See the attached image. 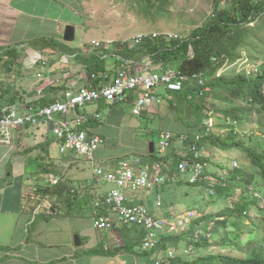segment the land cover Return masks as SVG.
I'll return each mask as SVG.
<instances>
[{
  "label": "trees",
  "instance_id": "16d2710c",
  "mask_svg": "<svg viewBox=\"0 0 264 264\" xmlns=\"http://www.w3.org/2000/svg\"><path fill=\"white\" fill-rule=\"evenodd\" d=\"M168 1L129 0L128 3L139 13L146 15V18L155 20L158 17H168ZM78 6L80 5L78 4ZM153 22L151 21V23ZM154 32L157 31L142 33L141 39H116L108 48L86 43L84 47L77 50L82 52L77 57H80L81 61L86 64L87 80L97 83L103 79V74L115 76L119 68L132 65L135 67L133 72L137 68H142L149 73L159 75L167 70L175 69L176 72L191 77V80L186 82L187 87L181 90L154 87L153 91L160 108L159 113L143 110L141 113L135 114V103L131 99L135 98L137 94L132 92L126 93L124 97L114 102L103 100L101 102L103 107L125 109L118 105L126 100L132 104L134 115L138 118H149V120L154 116L157 118L162 114V111L166 115L175 113L174 119L185 129L183 132H186L188 136L187 142H184L185 145L193 144L196 140L195 136L200 135L198 145L201 149L207 147L226 152L240 151L245 154L248 163L245 167L237 165L229 168L222 162L213 163L212 156L207 158L205 161L210 166H215L214 164L217 166L214 169L215 172L207 170L203 174H211L216 180L213 181L215 183H212V181L202 179L199 183L200 193L208 195L212 204L216 200L221 202L226 200V204L221 205L216 213L202 211L201 214L198 212L197 216L190 217L186 222L188 229L178 236L163 233L152 251L141 248L145 231L143 228L134 227L139 233V238L134 239L136 241H133V238L130 242L125 241V246H122L121 249L129 250V252L134 250L133 252L137 255L150 259L149 264H264V235L258 238L251 228L256 224L252 212L256 210L258 213H264V126H259L260 122L253 119L255 112L264 111V61L259 63L260 57L264 56L260 47L264 41V0H232L230 2L213 0L209 17L202 25L193 28L188 35L179 34L178 37H170V33L158 32L160 35L154 37ZM56 43L57 41L53 38H43L32 41L31 45L38 49L55 46ZM56 49L69 50L67 45L60 42L56 44ZM244 50L248 52L249 63L260 64L256 71H252L250 74L246 70L238 73L221 72L226 65L234 63L237 59H242ZM108 55L116 58L117 66L114 70H110L106 66ZM21 57L22 55L16 47L0 48V92L2 90L12 93L14 90V87L11 86V79L7 78L14 72L20 74L19 60ZM63 89V86H51L44 96L36 101L26 102L22 106L37 109L50 105L65 96L66 91L59 95ZM195 97L207 100L208 105L196 103ZM8 101L4 105L23 103L18 93L10 96ZM185 105L193 110V117H187ZM2 108L3 106H0V116ZM82 111L80 109L78 113H84ZM125 112H127L126 109ZM94 113L99 114L98 112L92 114ZM166 115L162 116L163 120ZM90 118L88 123L80 125L78 129L98 126L100 118L94 115H91ZM243 123L251 126L247 135L238 128ZM216 128L220 133L215 132ZM165 131L168 130L158 128L157 131L151 132L154 135H160ZM171 131L173 132V130ZM10 133L7 135L5 131H1L0 142H7ZM58 142L60 147L62 141L58 140ZM96 151L92 155L80 153L77 150L69 151L66 154L72 153L92 161ZM192 155L193 152L183 146L182 150H174L168 155L161 156L156 144L153 153L149 152L148 157L139 160L142 165L153 166V162H157L159 165L172 166L170 170L176 176L177 181H170L155 187L157 188L155 191L163 195L164 200L161 208L165 213L162 215H166L169 220L176 219L179 212L176 211L178 205L175 200L170 202L168 197H174L177 187L195 185L186 181L179 169V164L184 159L193 161ZM217 167L220 170L217 171ZM97 170L111 173L106 172L103 168H95V174ZM61 186L62 184L58 182L55 185H51L50 182L45 183L43 187L39 186L33 194L27 196L33 202L40 204L41 199L59 191ZM114 188L116 186L110 190ZM231 189L237 193L230 194L229 199H220V196H225L226 192ZM127 191L132 190H123L128 199L127 204L132 205L135 201L129 199ZM107 195L108 193L98 199L100 204L95 205V208L97 207L95 218L109 214V205L106 204ZM217 196L219 198H216ZM206 206L200 209L207 210ZM46 219L49 217L46 216ZM262 223L264 229V221ZM199 232L200 238L194 241L195 234ZM183 242L184 244L181 245ZM192 243H194L192 246L195 249L191 255L202 251L193 259L189 258L191 255L185 253V248ZM97 246V251L100 248L103 249V252L109 250H106L102 243ZM136 246H138L137 249ZM212 246L218 247L220 252L215 253L209 250ZM171 249L181 252L169 257L166 253ZM225 249L228 253H223L222 250ZM205 250H208L205 252L206 255H204ZM235 251L238 252L237 255L231 253Z\"/></svg>",
  "mask_w": 264,
  "mask_h": 264
},
{
  "label": "crops",
  "instance_id": "0c3cea01",
  "mask_svg": "<svg viewBox=\"0 0 264 264\" xmlns=\"http://www.w3.org/2000/svg\"><path fill=\"white\" fill-rule=\"evenodd\" d=\"M76 5L75 0H0V48L19 49L20 74L34 70L33 65L38 62L32 76L42 70L45 79H55L54 87H64L59 95L87 82L86 64L77 57L82 53L77 50L97 40L80 39L75 46L67 45L69 50L56 49L61 23L75 28L84 23ZM43 38H53L57 43L38 49L31 45L32 41ZM106 59L108 69L114 70L115 56L108 55ZM33 81L23 75L12 93L1 90L0 106L16 93L23 100L19 106L36 99L34 93L39 84L36 79ZM157 104L145 110L159 113ZM27 109L21 107L22 111ZM82 112H98L100 116L98 126L91 128L103 137L104 143L92 161L72 153L61 154L52 125L45 120L14 130L7 142H0V264H139L134 258H121V255L130 256L128 252L122 253L121 248L125 246L124 239L130 242L139 238L136 228L100 231L93 226L95 202L108 193L111 184L115 186L113 182L96 178L95 168L118 172L124 164L148 157L150 142L138 136L134 118L137 116L133 113L129 116L121 107H103L99 103L86 106ZM166 117L172 127V122L177 125L173 132L185 130L174 119L175 113ZM49 182L51 185L58 182L63 187L45 196L40 204L29 199L27 195ZM132 193H128L130 200L148 204L140 193ZM101 243L110 250L97 251ZM149 263L150 259L142 264Z\"/></svg>",
  "mask_w": 264,
  "mask_h": 264
},
{
  "label": "built area",
  "instance_id": "2783aa9c",
  "mask_svg": "<svg viewBox=\"0 0 264 264\" xmlns=\"http://www.w3.org/2000/svg\"><path fill=\"white\" fill-rule=\"evenodd\" d=\"M98 46L99 42L96 43ZM35 79L42 84L37 89L38 96L44 94V90L54 85L55 79H44L43 72L35 74ZM188 77L179 74L175 70H167L162 75L149 73L144 69L132 71L131 65L123 66L118 69L117 74L111 77L103 74V79L97 83L87 82L76 90L66 91L62 99L40 108H28L22 111L16 104H8L2 108L0 116V133L5 131L7 135L11 131L20 129L25 125H36L45 120L54 123L53 131L58 140L62 141L59 149L61 154L77 150L80 153L93 154L103 143L101 135L88 129H78L80 125L86 124L91 119V115L99 117V114L78 113L86 106L99 104L103 100L114 102L125 96L126 93L137 94L134 99V113L139 114L144 109L156 104L157 98L154 94V87L169 88L181 90L185 86ZM195 142L190 145L194 160L205 157L204 149L198 145L200 135L195 136ZM172 133L167 131L161 135L160 151L165 153L171 146ZM188 139L184 134L182 141ZM137 159L133 164L126 163L118 172L104 173L97 170L96 175L105 180L114 182L116 188L109 191L106 204H108L109 214L103 217L95 218L94 226L101 231L112 230L120 225H135L145 230V238L142 245L143 250H152L160 241L161 233L165 231L168 220L163 217L155 216L148 206L143 203L127 204V196L123 193L124 189L137 191L140 189L151 188L156 184L170 180L171 178L162 172H153L149 165H142ZM191 165L193 175L192 182L199 181L203 177V172L207 163L198 161L196 164L182 162L180 169L186 171ZM204 179L215 183L216 179L212 175H204ZM100 203H96L99 205ZM188 220V218H186ZM173 252L170 255L173 256Z\"/></svg>",
  "mask_w": 264,
  "mask_h": 264
},
{
  "label": "rangeland",
  "instance_id": "374dc122",
  "mask_svg": "<svg viewBox=\"0 0 264 264\" xmlns=\"http://www.w3.org/2000/svg\"><path fill=\"white\" fill-rule=\"evenodd\" d=\"M129 0H75L77 2L76 9L78 11L79 16L83 18L84 23L83 24H77L76 25V34L75 39L72 42H66L64 40V32L66 29L67 23H61V32H60V43H63V45H69V46H75L79 43L80 39H86L91 41L93 37L97 40H113L116 39H127V40H134V37H137L141 33H150L153 31L157 32H165L170 33L173 35H188L189 32L197 27L202 25L206 19L209 17L212 11L213 6V0H169L168 1V17L162 18L158 17L155 20H152L151 18H146L147 16L139 13V11L135 10V8L128 3ZM78 4L80 6H78ZM78 7L80 9H78ZM72 15V13H70ZM151 21H154L151 23ZM262 49V53H264V41L260 45ZM248 52L247 50H244L242 52V59H237L234 63L230 65H226L224 67V70H221V72H230L233 71L234 73L243 72L244 70L247 71V73H250L251 71H256L257 68H259L258 63H249L248 60ZM35 60V59H33ZM32 60V61H33ZM264 61V56L260 57L259 63ZM32 69H28L27 73H21L17 74L14 72L11 74V76L7 79H11V86L15 87L17 86L16 83L18 81V78L20 76H23L28 81H33L34 77L32 76L31 72L36 71L37 66H35ZM232 69V70H230ZM220 72V73H221ZM35 80V79H34ZM34 82V81H33ZM28 83V82H27ZM19 84V83H18ZM133 98V97H132ZM132 100V99H131ZM133 101V100H132ZM194 101L199 104H206L208 105L207 100H203L200 97H195ZM207 101V102H206ZM118 106H123L127 110V114L131 116L132 114V104H130L128 101L123 100ZM158 106V104H157ZM156 106V109H157ZM96 107V106H93ZM91 108V107H89ZM160 110V108L158 107ZM185 111L187 112V117H193L194 113L193 110L187 107L185 105ZM166 115L162 111V114L158 115L157 118L154 116L151 120L149 118H138L134 117L138 124V132L139 137L142 141H154L156 144L159 141L158 135H154L151 132V129L154 131H157L158 128H162L164 130H173L174 126H177L174 122H172L173 127L166 121L167 119L162 120V116ZM103 116V115H102ZM167 118V117H166ZM253 119H256L260 122L259 126H264V111L262 112H255ZM149 120V121H148ZM169 120V119H168ZM171 121V120H170ZM250 125L247 123H243L238 128L239 130H243L247 135V132L250 131ZM215 132L220 133L218 128L215 129ZM209 154L211 153V156L213 158V163H225L227 167L232 168L234 164V160L237 162L238 167H245L246 163H248V159L246 158L245 154L240 151H221L218 149H209L207 151ZM217 166V164H214ZM216 167H213L215 169ZM217 171L220 170L219 167H217ZM110 189L114 187V184H111ZM264 187V184H263ZM132 191H127L126 193H131ZM140 196L142 195L148 204H146L150 209H154L156 207V204L158 202L157 194L154 190L147 192L148 194H144L143 192L139 191ZM137 193V195H139ZM188 193V194H187ZM237 192L234 190H230L229 192H226L227 197L224 195L220 196L221 198H228L230 197V194H236ZM133 194V193H132ZM175 197V198H174ZM174 197L169 196L168 200L174 201L177 203L178 208L176 211L179 212L177 218L170 220L169 222V232L174 234L175 236L180 235L182 232L188 229V226L185 222V217L189 219V217L197 216V213H202V211H210L212 213H216L221 205L226 204V200L221 202L220 200H216L213 204L210 202V198L206 194H201L199 187L197 186H191V185H184L182 187H178L174 193ZM216 198H219L217 196ZM167 200V202H169ZM175 203V204H176ZM211 205H209V204ZM207 205V206H206ZM207 208V210H201L200 208L204 207ZM182 208V209H180ZM180 210V211H179ZM167 211V210H166ZM172 211V210H171ZM254 214V221L258 225H253L252 230L255 232V236L258 238H261L264 235V229H263V223L264 216L262 212H252ZM89 213L86 212L85 216H88ZM257 215V216H256ZM61 220V218H60ZM77 222V221H76ZM171 223V224H170ZM184 224V225H183ZM230 229V228H229ZM249 229V228H248ZM95 232V231H94ZM206 232V231H205ZM96 233V232H95ZM209 234V232H206ZM85 234V233H84ZM123 234V233H122ZM190 235V234H189ZM188 235V237H189ZM139 236V235H138ZM124 238V235H123ZM246 238V236H245ZM93 239V236L91 235L89 242L91 243ZM126 240L124 239V242ZM248 241V240H247ZM90 243H87V245H91ZM126 243V242H125ZM181 243V245H183ZM180 245V246H181ZM102 246V245H101ZM108 245H105L107 247ZM138 246H136L137 249ZM93 248V247H92ZM101 249V248H100ZM109 249V248H108ZM110 250V249H109ZM209 250L218 253L219 249L216 246H212L209 248ZM134 250L122 249V253L128 252L130 253V256L127 255H121V258H134L139 262V264H142L143 262H147L148 258L142 257L141 255H137L133 252ZM208 250L204 251V255ZM223 253H228L225 250H222ZM220 252V251H219ZM202 251H198V253L195 255H191L192 258L194 256H197L201 254ZM233 255H237L238 252H231ZM146 259V260H145Z\"/></svg>",
  "mask_w": 264,
  "mask_h": 264
},
{
  "label": "clouds",
  "instance_id": "9594fccd",
  "mask_svg": "<svg viewBox=\"0 0 264 264\" xmlns=\"http://www.w3.org/2000/svg\"><path fill=\"white\" fill-rule=\"evenodd\" d=\"M224 1H227V2H230V1H232V0H224ZM75 26V25H74ZM160 34L158 33V32H154V37H156V36H159ZM169 36L170 37H178L179 35H173V34H169ZM143 37V34L141 33V34H139L137 37H134L133 39L135 40V39H141ZM67 42V41H66ZM97 42H99L100 43V45L99 46H103L104 48H108V47H110L111 46V44H112V40H96V41H93V44L95 45V46H98L96 43ZM36 63L37 62H35L34 63V65H33V67H35L36 66ZM131 67H132V71H133V68H135L134 66H132L131 65ZM122 68V67H121ZM120 69V68H119ZM137 69H141V68H137ZM136 69V70H137ZM173 70H175V69H173ZM42 71V70H41ZM118 71V70H117ZM176 71V70H175ZM39 72V71H38ZM43 72V71H42ZM252 72V71H251ZM250 72V73H251ZM37 73V72H36ZM35 73V74H36ZM249 73V74H250ZM35 74H34V77H35ZM179 74H181V73H179ZM181 75H183V74H181ZM111 77H113V76H111ZM187 77V76H186ZM43 78H44V75H43ZM35 79V78H34ZM45 79V78H44ZM37 80V79H36ZM191 80V77L189 78H187V80L185 81V86H184V88L185 87H187V84H186V82L187 81H190ZM37 82H38V87H37V89L40 87V85L42 84V81L41 82H39L38 80H37ZM51 86H54V85H51ZM51 86H49V87H51ZM49 87H47V88H49ZM47 92H45V90H44V94L42 95V96H44L45 94H46ZM42 96H40V97H42ZM34 97L36 98V99H34L33 101H36V100H38L40 97L38 96V94H37V90H36V93H34ZM60 99H62V98H60ZM117 101V100H116ZM32 102V101H31ZM156 103H158V101L156 102ZM8 104H11V103H8ZM8 104H5V105H8ZM13 104H15V103H13ZM5 105H3V107L5 106ZM16 105H18L19 106V104H16ZM93 105V104H92ZM20 107V106H19ZM20 109H21V107H20ZM145 110V109H144ZM98 118H100V116L98 117ZM51 125H52V127H54V123H52L51 122ZM88 129V128H87ZM92 130V128L90 127L89 128V130ZM52 130H53V128H52ZM169 131V130H168ZM165 132H167V131H165ZM165 132H162L160 135H159V141H158V143H157V149L159 150V153H160V155L161 156H164V155H168L169 153H171V152H173L174 150H182L183 149V146H185L186 147V149H188V150H190V145H192V144H189V146H187V145H185V143L187 142V139L186 140H184V141H182L181 139H182V136L184 135V134H186V132H183V133H177V132H172L171 130H170V132L172 133V139H171V146L169 147V149L165 152V153H162L161 151H160V139H161V135L163 134V133H165ZM187 135V134H186ZM151 142H154V141H151ZM185 142V143H184ZM176 144H179L178 146H176ZM103 145V144H102ZM101 145V146H102ZM155 145H156V143L154 142V149H155ZM100 148V147H99ZM149 148H150V144H149ZM204 149V152H205V157L204 158H201V160H203L202 162H204V163H207V167H206V169L204 170V171H207V170H211V171H213V172H215L214 171V169H213V167H216V166H210V164H208V162L207 161H205L207 158H209L210 156H211V153L209 154L207 151H208V148L207 147H205V148H203ZM210 150H211V148H209ZM59 151H60V149H59ZM151 152V151H150ZM153 153V152H152ZM186 155V154H185ZM192 159H193V161H190V160H188V159H184L183 161H181L180 162V164L182 163V162H188V163H191V164H196L198 161H201L200 159H197V161H195L194 160V155H192ZM134 162H136V160L134 161ZM133 162V163H134ZM180 164H179V166H180ZM238 164H237V162L234 160V164H233V167L234 166H237ZM150 166V165H149ZM151 167V171H153L154 173L155 172H162L163 174H165V175H167V176H169L171 179L170 180H166L165 182H163V183H160V184H156V185H154L153 187H151V188H146V189H140V190H137V191H133L134 193L135 192H138V191H146V192H149V191H152V190H156L157 188H155L156 186L158 187V186H161L162 184H165V183H168V182H170V181H177V178H176V176L174 175V174H172V172H171V168H172V166H169V165H167V164H162V165H159V163H157V162H153V166L151 165L150 166ZM179 169H180V167H179ZM180 171H181V169H180ZM182 172V171H181ZM183 173V175H182V177L183 178H185L186 179V181H188L189 183H191V184H195L194 186H197V187H199V183H200V181L202 180V179H204V175H211V174H208V173H206V174H203V177L199 180V181H196V182H192L191 181V178H192V175H193V171H192V169H191V165L189 166V168L186 170V171H184V172H182ZM96 178H100V179H104L103 177H99V176H97ZM105 180V179H104ZM204 180H206V179H204ZM207 181H210V180H207ZM111 182V181H110ZM114 183V182H113ZM115 186H116V184H115ZM178 188V187H177ZM176 188V189H177ZM175 189V190H176ZM110 191V190H109ZM109 191H108V193H109ZM156 192V194H157V198H158V202L159 203H157L156 204V207H155V209H150L151 210V212L155 215V216H157V217H163V218H165V219H167L168 220V224H167V226H166V228H165V231L164 232H162L160 235H162L163 233L164 234H166V235H168V234H172V233H170L169 232V222H170V220L168 219V217L166 216V215H162V214H164L165 213V211L161 208V206H162V202H163V195L159 192H157V191H155ZM210 192H212V191H210ZM214 193V192H213ZM106 195V194H105ZM172 197V196H171ZM175 198V197H174ZM98 202V200L95 202V205H96V203ZM135 203H143V204H145L143 201H135ZM146 205V204H145ZM147 206V205H146ZM171 210H172V208H171ZM155 211V212H154ZM95 212H96V210H95ZM95 212H94V215H95ZM157 214H159V215H157ZM179 214V213H178ZM178 214H177V218L179 219V216H178ZM94 215H93V217H92V220H93V218H94ZM185 217V219L187 218V216H184ZM192 217V216H191ZM176 218V219H177ZM175 219V220H176ZM189 219H190V217H189ZM189 219L188 220H185V222H184V224L187 222V221H189ZM171 224V223H170ZM183 224V225H184ZM93 226H94V220H93ZM123 226H127V227H137V228H142V227H139V226H135V225H120V226H116L115 227V229L117 228V227H123ZM95 227V226H94ZM96 229V228H95ZM98 230V229H97ZM101 231V230H100ZM145 231V230H144ZM144 238H145V232H144ZM200 238V232L199 233H197V234H195V240L194 241H197L198 239ZM143 242H144V239H143V241H142V245H143ZM194 243H192V244H190L189 246H187V248H185V253H186V255H191L193 252H194V249H195V247L194 246H192ZM141 248H142V246H141ZM153 250V249H152ZM152 250H149V251H152ZM170 252H173L174 254H173V256L175 255V254H177V253H180L181 251H178V250H176V249H171V250H169L167 253H166V255L167 256H169V257H173V256H171L170 255Z\"/></svg>",
  "mask_w": 264,
  "mask_h": 264
},
{
  "label": "water",
  "instance_id": "95a60500",
  "mask_svg": "<svg viewBox=\"0 0 264 264\" xmlns=\"http://www.w3.org/2000/svg\"><path fill=\"white\" fill-rule=\"evenodd\" d=\"M75 34H76L75 26L72 24H68L64 32V40L67 42H72L75 39ZM150 151L154 152V142H150ZM77 240H78V236H76V242Z\"/></svg>",
  "mask_w": 264,
  "mask_h": 264
}]
</instances>
